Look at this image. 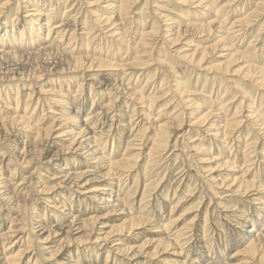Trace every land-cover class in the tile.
<instances>
[{"label":"rangeland","instance_id":"rangeland-1","mask_svg":"<svg viewBox=\"0 0 264 264\" xmlns=\"http://www.w3.org/2000/svg\"><path fill=\"white\" fill-rule=\"evenodd\" d=\"M3 1L5 0H0V2ZM33 1L30 0L28 5L35 3ZM37 1L42 4V13L49 11L50 4L54 5L55 10L52 13L57 15V18H60L66 9H70L68 12L69 17H73L72 19L79 22L76 35L80 39L73 45L75 48H72L73 50L71 49V51L69 49L67 54L53 51L27 54L44 46L40 41H37L34 44L26 42L21 45L17 44L19 45L17 48L16 46L13 47V45L12 49L23 50V53L8 55L6 56L7 58L2 57L3 59L0 58V120L19 114L24 115L28 119V124L31 123L29 125L38 124L40 127L42 125L41 128H45L59 116L65 118L61 113L64 110H69V112L79 117L80 122L78 124L80 125L87 115H92L90 117H93L98 111H102L104 107L106 108L107 104L114 101L115 98H119L117 102L109 104L107 114H96L95 116L99 123L96 125V130L105 127L103 133L96 138V143H93V145L97 146H95L97 153L105 159L101 165L98 164L97 168L79 156V152L74 151V148L77 147V145L75 146L76 142L82 140V137L78 138L75 136L74 144H71L74 135L71 130H67V133L58 142L56 140L59 138H53V136L60 133V131L55 130L48 145L44 146L45 142L43 140L34 141L33 138H35L36 134L33 129V131H27L30 129L28 125H20L19 127L23 126L26 129L19 134L16 131L18 124L13 122H7L3 128H0L1 180L10 178L11 172L13 173L14 171L11 178V183L14 185L35 170L36 173L32 176V182L29 184L33 185L32 189H36L40 188V186L49 187L56 184V180L51 178L53 173L57 172L56 168L66 166L71 171L92 170L87 173L81 182V184L87 182L86 186L59 188V194L50 198L51 203H48L47 206L46 203L39 201V198L34 201L24 200L21 209L22 211L24 210L26 222L38 217L37 219H42L40 221L44 225L47 224V226L57 229L58 227L66 226L67 222L75 217V219H85L91 215L109 214L106 218L109 225L114 224L115 226L125 227L131 217L145 219L147 223H150L149 226L139 225V229L135 230V233H138L135 238L126 236V239L122 237V240H120L121 245L123 244L122 246L136 247L135 251L141 246L142 251L138 258L130 259L119 253L117 254L115 251L113 252L112 249L107 247L94 246L93 249V246L89 244L85 246L86 244L71 242L69 246L64 247V250L68 251L66 253L68 262H75L74 264L77 261L78 264H84V262H88L86 264H181L184 259L195 261L199 257L203 259L214 256L216 253V255H220L222 249L223 252L221 254H223V257L221 262L226 263L229 261L231 264H238L240 257H231V255L248 244L247 231L253 225L258 228L262 227L259 229L264 231V209L261 212L257 210L260 208V201H264L262 200L264 199V126H262L264 125V86L260 88L255 83V79L257 80L259 75L264 73V0H217L214 4L211 1L215 0H206L201 6H195L198 4L195 0L185 5L177 4L176 2L179 0H139L135 5L131 6L130 4V7L122 11L118 8H114V11L103 8L106 6L105 4L115 0L99 1L93 7H88V2L93 0ZM208 1H210L209 4H212L209 8H207L209 5ZM222 6H224V9L217 14L218 8ZM29 9L30 6H27L22 0H11L8 10L6 9L7 11H2L3 13L0 14L1 35L4 33L5 28L9 30L8 36L0 37V44L1 42L7 43V41H10V37L12 39L16 36H13V34L17 33V29H21L20 26L26 20L23 16L30 12ZM157 13L161 14V17L157 16ZM165 15L168 16L166 17ZM99 16L112 17L111 23L115 27L113 31L123 34V38L107 36L108 33L106 34L105 30L101 29L103 24ZM245 16H249L251 26L242 30L240 35L235 33L234 35H229V39L232 40L230 41L232 49L225 50L226 48L223 47V44L226 41L222 39L225 35V29L232 22ZM41 17V19L45 18V15L41 14ZM170 18L173 21L170 25L172 28L171 35L165 29ZM213 18H217V21L221 22L220 28L217 27L218 24L216 22H213L210 27H205V29L198 27L199 23L210 21ZM54 21H57V19ZM86 21L94 27L89 36L78 34ZM94 22H97V24L94 25ZM186 23H193V25L185 26ZM12 24L15 27L13 32H11ZM177 32H179L178 37L175 39ZM64 45L65 41L62 42L60 47ZM11 48L10 50H12ZM196 48L197 51H195ZM184 53L188 54L189 58L181 59L180 57ZM70 55L96 58L91 63L93 64L91 65L93 69L86 70V67L90 65L88 63L90 58L88 60L87 58H82L81 62L85 63L82 68L79 67L80 61L76 62L69 57ZM136 58L142 64H140L138 69L132 70L133 74L130 78L127 77L128 79L126 78L127 80L121 83L123 79L119 80L122 74L118 65L136 61ZM99 59L104 61L100 62ZM249 64L254 69L248 71ZM216 65H220V68L216 69ZM73 68L74 70H72ZM91 77L94 78L92 85L90 84L91 80H89ZM116 83L117 85L121 83L119 87L122 86V89H117L114 86ZM132 91L139 92L138 95L136 93V95H133L135 98H140V101L137 100L135 102L136 99L130 100L129 94H132ZM51 95L52 98L59 102H55V100L49 101L48 99ZM47 97L49 98L46 99ZM191 99L194 104H200L199 106H201L202 110H209L213 114H217L216 116L220 119H218V122L221 125L223 121H220L223 118L224 120L227 119V121L231 120L234 110L242 102V115H239L242 116V121L244 120L246 123L243 121L242 126L236 130L235 126H233L234 128L228 127L224 137L220 139H214L208 133L207 135L203 129L204 127L194 126L190 129L187 127L190 124L188 120H191L195 116L194 114H198L197 112L199 111L192 112L191 106H189L192 102H188ZM150 100L154 102L150 104ZM61 109L62 112H60ZM182 111L185 112L184 123L182 124L183 129L172 133L171 141L168 142V146L165 147L164 151L159 150L158 153L149 156L147 149L150 139L148 137L152 131V127H149L148 132H146L148 137L142 139L141 146L138 148L140 149V155L134 159L135 164L132 169H121V171L119 168L117 170L114 168L111 170L112 175L108 172V164L113 162L114 159L121 158L123 160L125 157H130L139 151L130 152L126 150V147L128 142H134L135 137L139 134L138 131L143 129V125L144 128L149 126L146 122L147 117L149 119L152 115V121L160 123L170 118L173 119ZM220 111L222 114H220ZM245 113H250L254 117L251 119L245 118ZM226 115L228 116L225 117ZM179 116L177 119H180ZM93 120L94 118L88 119L89 122L84 120L82 124L90 128V126L94 125ZM70 128L72 129L73 126ZM77 130L74 129L73 131L76 132ZM182 132L185 134L184 139L179 136ZM261 133L262 135H260ZM193 140L195 142H191ZM19 141L32 143L35 146L27 145V149L29 148L30 152L23 155L21 154L23 143ZM196 142L199 147L202 146L203 149L209 150L210 155L215 158L211 159L207 153L198 154L194 152L193 145ZM98 151H101V154ZM102 154L104 155L102 156ZM24 156H27V158L23 159ZM12 157L15 158L12 159ZM30 158L32 160H29V164H27L26 161ZM10 159L11 161L9 162ZM48 159L51 160L48 163L45 162ZM201 159L205 160V162H199L202 161ZM245 159H249V161L245 163ZM226 160L230 161L231 164H225L224 161ZM245 170L247 171L244 174V178L247 181L255 182L258 186L261 185L259 186L261 188L259 201L257 198L251 199L249 196H243L244 188L233 192L238 187L239 181L231 184L232 180L236 179V177L239 178ZM35 177H40V180L38 181ZM120 177L122 181H120ZM209 180L217 181V184L221 182L220 180H223L226 186L219 188L215 183L211 184ZM105 187L109 190H101ZM28 189L30 188H26V190ZM87 190H90V192H85ZM107 192H110L111 198L117 199L121 203L114 207H111V202L106 203L105 206L99 203L98 205L102 208L96 207L94 199L100 198L102 193V197L107 198ZM29 193L30 198L35 197V192H32L31 189ZM65 197L70 200H64ZM176 201L181 202L177 203ZM184 202L186 203L184 204ZM1 204H3V212L11 209V205L7 202L5 203L0 196V206ZM173 205L174 207H172ZM195 205L198 207V212L196 211V219H193L191 231L188 229V232H183L181 237L188 241H181V245L179 244V249L181 248L180 251L182 250L184 259L172 254L174 249H167L166 252H162V246L157 248L158 253L154 255L155 243L151 239H159L154 231L159 227H163V231H166L164 232L165 235L168 233L165 236L167 237L166 239H175L185 227V224L191 219L190 217H192L190 214V217L185 216L183 220L178 215L181 216L189 209H193L196 207ZM223 209H228L229 211L233 209L234 212L228 214V210L225 211ZM258 211L259 213H257ZM155 213H157V217ZM248 213L252 216L250 217ZM174 214H176L177 218ZM238 214L241 215L239 216ZM143 215L146 217L143 218ZM12 216H14L13 212ZM205 216L208 218V220L205 219L207 222L203 219ZM233 216L237 217L234 218ZM168 217L173 220V223L170 220L167 223ZM178 218L179 220H176ZM63 220L64 222H62ZM8 222L5 218L4 224L0 225L1 233L6 230ZM169 231H171V234ZM195 234H199V237H195ZM51 235H54V232ZM200 235L203 236L201 237ZM52 239L54 246L62 243L63 239L64 243L66 242L64 233ZM202 239L204 240L202 241ZM145 242L146 245H144ZM34 247L37 254L33 252V255L35 254L42 259L50 257L49 252L40 248L37 243L34 244ZM28 260V257L23 259L21 264H34L33 258V262ZM116 260L118 261L116 262ZM46 262L50 264L44 260L37 264H47ZM261 263L263 264V262L256 260L253 264Z\"/></svg>","mask_w":264,"mask_h":264},{"label":"bare ground","instance_id":"bare-ground-1","mask_svg":"<svg viewBox=\"0 0 264 264\" xmlns=\"http://www.w3.org/2000/svg\"><path fill=\"white\" fill-rule=\"evenodd\" d=\"M21 1V0H20ZM30 1V0H29ZM29 1H26V0H22L23 3H26L27 6H30V9L29 11L30 12H27L23 17H25L26 20H24L23 24L20 26L21 29H17L15 34L16 36H14L12 39L10 37V41H7V43L5 42H1V46H0V58L2 57H6L8 55H16L17 53H23L22 51L23 50H20V49H12L11 47H19V45L23 44L24 42L26 43H30V44H34V43H37V41H40L44 46H42V48L40 49H36V51L34 52H28L27 54H33V53H40V52H49V51H53L55 53H60V52H64V53H68L69 49L71 51L72 48H75L73 45H75L78 41H79V37L78 35H76L77 33V27L79 25V22L76 21L75 19H72L73 17H69L68 15V12L70 9H66L63 14L60 16V18H57V15L53 14L52 12L55 10L54 8V5L50 4L49 6V11L46 12V13H42L41 9H42V4H40L37 0H34L33 2L35 3H32L30 5L29 4ZM68 1V0H67ZM99 1H103V0H93V1H89L88 2V7H93L95 6V4H97ZM131 1V2H130ZM139 0H115L113 2H109L108 4H105L106 6H104L103 8H106V9H109V10H113L114 8H118L120 11L124 10L125 8H128L130 7L129 5L131 4L132 5H135ZM196 2H198L197 5L195 6H201L202 3H204L206 0H195ZM217 0L215 1H211L212 4H214ZM234 1V0H233ZM52 2V1H51ZM194 2V0H179L177 1L176 3L177 4H180V5H185V4H190ZM210 1H208V4H209ZM11 3V0H5L3 2H0V14H2L3 12L2 11H5L6 9L8 10V6L10 5ZM212 4H209L207 8H209ZM226 6V5H224ZM224 6L222 7H219L218 8V12L217 14L219 13V11L221 12L224 8ZM68 8V7H66ZM70 8V7H69ZM226 8V7H225ZM6 10V11H7ZM118 10V12L120 13V11ZM114 11V10H113ZM264 13V12H263ZM262 13V14H263ZM41 14H44L45 15V18L43 17V19H41ZM158 14V15H157ZM156 15L157 16H160L161 17V14L157 13ZM249 14V13H248ZM261 15V13H260ZM1 16V15H0ZM163 16V15H162ZM166 17L168 15H165ZM164 16V17H165ZM217 16V15H215ZM250 16V15H249ZM249 16H245L244 18H239L237 19L236 21L232 22L229 27L227 29H225V35L224 37L222 38L224 41H226V43L223 44V47H225L226 49L225 50H230V48L232 49V44L230 43V36L231 34L234 35V33L236 35H240L242 30H244L245 28L248 29L249 26H251V20L249 18ZM55 19H57V21H54ZM77 19V18H76ZM99 19H102V24L101 29H104L105 33L111 37V38H115L116 36H119L120 39L123 38V34H121L120 32H115L113 31L115 29V27L112 25V17H108V16H105V17H102V16H99ZM92 20V19H91ZM118 20H120V18H118ZM169 20V19H168ZM115 21V20H114ZM213 22H216L218 24L217 27L220 28V24L221 22L217 21V18H213L212 20L210 21H206L204 23H199L198 24V27H201V28H204L205 27H210L211 24ZM93 23V22H92ZM173 23L172 21V18H170L169 22H167V25L165 26L166 28V31L170 34L171 31H172V28L170 27V25ZM97 22H94V25H96ZM216 24V25H217ZM14 24L11 25V32L14 31L15 27L13 26ZM189 25H193V23H186L185 26H189ZM108 26H111L108 28ZM94 27L91 25V23H89L88 21H86L84 23V26L81 28V31L78 33L80 35L82 34H86L87 36H89L91 33H92V29ZM183 28V27H181ZM185 28V27H184ZM194 28V27H193ZM197 28V27H196ZM25 29V30H24ZM45 29V30H44ZM89 30V31H88ZM8 28H5L4 29V33L1 35V32H0V37H4V35L8 36ZM177 31V30H176ZM28 32V34H26ZM115 32V33H114ZM178 33L177 32L175 35V39H177L178 37ZM185 34V33H184ZM145 35V34H144ZM143 35V36H144ZM171 35V34H170ZM183 35V34H182ZM142 36V37H143ZM244 36V35H243ZM242 36V37H243ZM17 37H19L17 39ZM160 37V36H159ZM171 37V36H169ZM233 37V36H232ZM237 37V36H236ZM255 37V36H253ZM29 38V39H28ZM91 38V37H90ZM238 38V37H237ZM119 39V41H120ZM172 39V38H171ZM236 40V39H235ZM2 41V40H1ZM4 41V40H3ZM65 41V45L63 47H60L62 42ZM222 41V40H221ZM239 41V40H238ZM103 42V41H102ZM234 42V41H233ZM25 43V45H26ZM19 44V45H17ZM89 46V45H88ZM101 46V44H100ZM29 47V46H28ZM32 47V46H31ZM10 48L12 50H10ZM73 50V49H72ZM195 51H197V48L195 49ZM181 54V53H180ZM194 54V53H193ZM143 55V54H142ZM234 55V54H233ZM147 56V55H146ZM193 56V55H192ZM191 56V57H192ZM12 57V56H11ZM67 57V56H66ZM71 59L75 60L76 62L80 61V66L79 67H82L84 66L83 62H81L82 58H90L88 61V64L89 66L86 67V70H90L92 67L91 64L93 62L94 59L96 58H92V57H84V56H69ZM140 57H143V56H140ZM7 58V57H6ZM5 58V59H6ZM139 58V56H138ZM138 58H136L137 60L136 61H133V62H130V63H126L124 65L120 64L118 65L119 69L121 70V78L119 79L121 81V83H123V81L127 80L128 78H130L133 74V71L134 69H138L140 64H142L140 61H138ZM181 59L185 60L187 58H189V55L184 53L182 54V56L180 57ZM3 59V58H2ZM100 60V59H99ZM84 61V60H83ZM104 60H100V62H102ZM99 62V63H100ZM145 64V63H144ZM78 65V64H77ZM73 67V66H71ZM99 67V65H98ZM69 68V67H68ZM75 68H77L75 66ZM83 68V67H82ZM216 69H219L220 68V65H216L215 66ZM80 69V68H79ZM78 69V70H79ZM93 69V68H92ZM251 69H254L253 66H251L250 64L248 65V71H250ZM70 70V69H69ZM74 70V68L72 69ZM262 71V70H260ZM62 72V71H61ZM254 72V71H253ZM263 72V71H262ZM219 73V72H218ZM211 74V73H210ZM256 74V73H255ZM128 77V78H127ZM256 77V75H255ZM127 78V79H126ZM251 78V77H250ZM94 78L91 77L89 78L90 81V84L92 85L93 84V80ZM132 79V78H131ZM245 80V79H244ZM62 81V80H61ZM115 82H117L116 79H114ZM129 81V80H128ZM131 82V81H130ZM120 83V84H121ZM155 83V81H154ZM255 83L257 84V86H259L260 88H262L264 86V73L262 75H259V77L257 78V80L255 79ZM119 84V85H120ZM114 85V84H113ZM119 85H114L116 86L117 89L121 88L122 89V86L119 87ZM181 86V85H180ZM79 87V86H78ZM181 88V87H180ZM134 90V89H132ZM136 90V89H135ZM43 91V90H42ZM46 91V90H45ZM50 91V90H49ZM94 91V90H93ZM47 92V91H46ZM124 92V91H123ZM174 92V91H173ZM180 92V91H179ZM182 92V91H181ZM184 92V91H183ZM45 93V92H44ZM136 92L135 91H132V94H129L130 96V100L131 99H136L135 102L137 100L140 101V98H135V96L133 94H135ZM139 93V92H138ZM138 93H136L138 95ZM172 93V92H171ZM49 94V93H48ZM52 94V93H50ZM91 94V93H90ZM125 94V93H124ZM135 94V95H136ZM153 94V93H152ZM219 95V94H218ZM217 95V96H218ZM40 96H41V93H40ZM39 96V97H40ZM56 96V95H55ZM118 96V95H116ZM183 96V94H182ZM144 97V96H143ZM173 97V96H172ZM41 98V97H40ZM49 97H47L46 99H48ZM118 98H115L114 101H111L109 104H111L112 102H117L118 101ZM121 98V97H120ZM202 98V97H201ZM144 99V98H143ZM193 99V98H192ZM189 100L188 102H192L189 106H191V110L192 112L194 111H198L197 113L198 114H194L195 116L191 119V120H188V122L190 123L189 125H187L188 128H193L194 126H198V127H204V131L205 133L209 134L212 138L214 139H220L222 137H224L225 135V131L228 127H233L235 126V130L236 129H239L240 126H242V114H241V108H242V102L240 104V106H238L234 112H233V116L230 118L231 120L230 121H227V119L224 120H221L220 122L223 121L222 125L219 124L218 122V119L219 117L216 116L215 114H213L211 111H204L201 109V106L199 105H196L193 103V101ZM49 101H52V100H55L54 98H52V95L51 97L48 99ZM93 100V99H92ZM127 100V99H126ZM232 100V99H231ZM110 101V100H109ZM181 101V100H180ZM55 102H59L58 100H55ZM122 102V101H121ZM149 102V101H148ZM154 101L153 100H150V104H152ZM196 102V101H195ZM216 102V101H215ZM223 102V101H222ZM230 102V101H229ZM255 102V101H254ZM119 103V102H118ZM143 103V102H142ZM58 104V103H57ZM66 104V103H65ZM70 104V103H68ZM109 104H107L106 108L104 107V109L102 111H98L96 114H99V115H104V114H107V110H109ZM126 104V103H125ZM145 104V103H144ZM148 104V103H147ZM78 105V104H77ZM122 105V103H121ZM127 105V104H126ZM131 105V104H130ZM137 105V104H136ZM219 105V104H218ZM221 105V103H220ZM64 106V105H63ZM67 106V105H66ZM147 106V105H145ZM227 106V104H226ZM225 106V107H226ZM136 107V106H135ZM111 108V107H110ZM222 108V107H221ZM257 108V107H256ZM79 109V108H78ZM136 109V108H135ZM225 109V108H224ZM227 109V107H226ZM137 110V109H136ZM148 110V109H147ZM184 110V109H183ZM190 110V109H189ZM201 110V111H200ZM230 110V109H229ZM50 111V110H49ZM97 111V110H96ZM113 111V110H112ZM135 111V110H134ZM142 111V110H141ZM145 111V110H144ZM186 111H187V108H186ZM255 111V110H253ZM16 112V111H15ZM60 112H62V109L60 110ZM140 112V111H139ZM147 112V111H146ZM189 112V111H188ZM221 112V111H220ZM229 112V111H228ZM249 112V111H248ZM257 112V110H256ZM90 113V111H89ZM88 113V114H89ZM113 113V112H112ZM137 113V112H136ZM148 113V112H147ZM218 113V112H217ZM252 113V112H251ZM255 113V112H254ZM59 114V112H58ZM95 115H93V117H90L92 115H87L86 118L84 120H87L88 119H91V118H94V120L92 121L94 123V125L90 128L84 126V124H82V120L80 125L78 124L80 122V119L77 115L75 114H72L71 112H69V110H64L63 113H61L62 116H64L65 118L63 117H60L57 118L52 124L48 125V126H45V128H41V127L38 125V124H33L32 126L29 125L31 123L28 124V119L24 116V115H19V114H14L13 116H9V117H5L3 118L2 120H0V128H3L7 122H13V123H16L18 124L17 127H16V131L18 132V134L20 132L25 131V127H23L24 125H28L30 126V129L27 130V131H33L34 130V133L36 134L34 141H38V140H43V142H45L43 145L46 146L48 145L49 143V140L51 138V135L53 134V132L55 130H59L60 133L56 134L55 136H53V138H59L56 140V142L60 141V139L63 138V136L67 133V130H71V133L73 132V138H72V141H71V144H74L73 142L75 141L74 137L77 136L78 138L79 137H82V140H79L76 142L75 146L77 145V147L74 148V151H77L79 152V156L83 157L84 159H86L87 162L91 163L92 165L95 166V168H97L98 164H102L105 160L103 157H101L98 153H97V149H96V145H93V143H96L95 140L97 137H99L102 133H103V130L105 127L103 128H99L98 130H96V125H98V119L95 118ZM124 114V113H123ZM132 114V113H131ZM135 114V113H134ZM146 114V113H145ZM192 114V113H191ZM222 114V112L220 113ZM224 114V113H223ZM227 114V113H226ZM241 114V115H239ZM246 114V113H245ZM138 115V113H137ZM142 115V114H141ZM140 115V116H141ZM144 115V114H143ZM149 115V114H148ZM180 115V116H179ZM187 115V114H186ZM244 115V114H243ZM54 116V115H53ZM178 116L180 117V119H177ZM185 116V112L182 111V112H179L173 119H168L167 121H164V122H160V123H157L155 121H152V115H151V118L146 119V123L147 126L146 128H144V125H143V129H141L139 132V134L135 137L134 139V142L131 141V142H128L127 143V147H126V150L127 151H134V150H139L138 152H135L132 156H129L130 157H125V159L119 161V159H114L116 161L113 160V162L109 163L108 164V172L111 174V170L116 168V170L119 168L120 170L121 169H129L134 166L135 162H134V159L136 157H139L140 155V146H141V141L144 137H148L146 135V132H148V128L149 127H152V131L149 135V139H150V144L148 149H147V152L149 154V156H153L155 153H158L159 150L161 151H164L165 150V147L168 146V142L171 141V137H172V133H174L176 130H182L183 127H182V124L184 123V117ZM228 115H226L225 117H227ZM142 117V116H141ZM144 117V116H143ZM170 117V116H169ZM254 116H252V114L250 115L249 114H246L245 118H253ZM54 118V117H53ZM56 118V117H55ZM129 118H131L129 116ZM134 118V117H133ZM167 118V117H165ZM222 118V117H221ZM52 119V118H51ZM103 119V117H102ZM112 119V118H111ZM137 119V118H136ZM229 119V118H228ZM129 120V119H128ZM160 120V119H159ZM162 120V119H161ZM166 120V119H164ZM220 120V119H219ZM255 120V119H254ZM52 121V120H51ZM125 121H126V116H125ZM124 121V122H125ZM158 121V120H157ZM89 122V121H88ZM87 122V123H88ZM135 122V121H134ZM140 123V121H138ZM143 122V121H142ZM145 122V121H144ZM245 122V121H244ZM243 122V123H244ZM86 123V124H87ZM98 123V124H97ZM127 123V122H126ZM246 123V122H245ZM142 124V123H141ZM15 125V124H14ZM20 125H23L22 127H19ZM92 125V124H91ZM246 125V124H245ZM44 126V125H43ZM73 126V128L71 129L70 127ZM135 126V125H134ZM247 126V125H246ZM259 126V125H258ZM264 126V125H262ZM124 127V126H123ZM133 127V126H132ZM141 127V126H140ZM186 127V128H187ZM261 127V126H260ZM234 128V127H233ZM33 129V130H32ZM74 129H78L76 132H74L73 130ZM195 130V129H194ZM199 130V129H198ZM253 130V129H252ZM137 131V129H136ZM190 131V130H189ZM120 132V131H119ZM24 133V132H23ZM117 133V132H116ZM115 133V134H116ZM134 133V132H133ZM27 134V133H26ZM109 134V133H108ZM114 134V135H115ZM207 134V135H208ZM104 135V134H103ZM119 135V134H118ZM184 132H182V134L179 136L184 139L185 136H184ZM262 135V133L260 134ZM264 135V134H263ZM23 136V134H22ZM27 136V135H26ZM107 136V135H106ZM122 137V135H120ZM131 136V135H130ZM133 136V135H132ZM106 138V137H105ZM117 138V137H116ZM177 138V137H176ZM109 139V138H108ZM119 139V138H118ZM129 139V138H127ZM178 139V138H177ZM99 140V139H98ZM104 140V139H103ZM102 140V142H103ZM28 141V140H27ZM107 141V140H106ZM117 141V139H116ZM128 141V140H126ZM140 141V142H139ZM147 141V140H146ZM21 142V141H19ZM101 142V141H100ZM120 142V140H119ZM191 142H195L194 140L191 141ZM217 142V141H216ZM23 143L22 144V152L21 154L24 155V153H29L30 150L29 148L27 149V145H32V146H35L34 144L32 143H27L25 141L21 142ZM104 143V142H103ZM149 143V142H148ZM40 145H42L41 143H39ZM102 144V143H100ZM198 143H194L193 147H194V152L196 153H207L208 155H210L209 153V150L207 149H203L202 146L199 147V145H197ZM216 144V143H215ZM15 145V144H14ZM98 145V144H97ZM143 145V143H142ZM96 146V147H95ZM110 146V145H109ZM147 146V145H146ZM102 147V146H101ZM100 147V148H101ZM105 147V146H104ZM232 147V146H231ZM41 148V147H40ZM229 149V148H228ZM107 150V149H105ZM230 150V149H229ZM103 151V150H102ZM100 152L101 154V151H98ZM117 153V152H115ZM128 153V152H127ZM233 153V152H232ZM231 153V155H232ZM114 154V152H113ZM193 154V153H192ZM238 154H239V151H238ZM248 154V153H247ZM104 154H102L103 156ZM116 155V154H115ZM236 155V154H235ZM263 155V153H262ZM261 155V156H262ZM237 156V155H236ZM25 157L27 158V156H24L23 159H25ZM114 157V155H113ZM211 159H214L215 157H212V155L209 156ZM15 158V157H14ZM12 157V159H14ZM36 159V157H35ZM107 159V158H106ZM204 159V158H203ZM208 159V158H207ZM29 160H32L31 158L30 159H27V164H29ZM38 160V159H36ZM51 159H48L47 161L45 160V162H49ZM202 160V159H201ZM235 160V159H234ZM11 161V159L9 160V162ZM112 161V160H110ZM138 161V160H136ZM249 159H245V163L248 162ZM31 162V161H30ZM197 162V161H196ZM199 162H205V160H202V161H199ZM225 164H231L230 161H224ZM3 165V164H2ZM88 166V165H87ZM86 166V167H87ZM245 166V165H244ZM89 167V166H88ZM94 168V170H95ZM14 170V169H13ZM57 172L56 173H53V175L51 176L52 179L56 180V184L55 185H52V186H49V187H46V186H40V188H36V189H32V186L31 183L32 182V176L35 175V170L31 172V174L23 177V179H21L18 183L14 184L11 183L12 180L11 178L13 177V173L11 172V175L9 176L10 178L8 179H3L1 180L0 179V196L2 199H4V202L8 203L11 205V209H7L6 211H2L3 210V204H1L0 206V225L2 226L4 224V219L6 218L8 222V226L6 228L5 231H3L1 233L0 231V264H21L22 260L27 258L29 260L32 261V258H33V261H34V264H37L38 262H40L41 260L43 261H48L50 264H74V263H69L67 258L66 257V253L68 252L67 250H64V247L66 246H69V244L71 242H74V243H80V244H86L85 246H87L88 244L93 246V249H94V246L96 247H107V248H110L113 250V252H117V254H121L123 256H126L130 259H136L140 256V252L142 251L141 249V246H139L138 250L135 251L136 247H133V246H128V247H125L121 245V242L120 240H122V237H125L126 239V236L129 237V238H135V236H138L136 233H135V230L137 231V229H139V225H148L150 223H147V220L145 219H141V218H135V217H131L129 218L128 222L124 224L127 226H115L114 224H110L106 221V218L109 216V214H96V215H91L90 217H87L85 219H75V218H72L69 222H67L68 224L64 227H58L57 229L54 227H51V226H47L44 225L43 223H41L40 220L42 219H37V218H34V219H31L29 220L28 222L27 219H24V216H25V213H24V210L22 211L21 209V205L22 203H24V200L27 199V201L31 200V201H34L35 199L38 200L39 198V201H42L44 203H46V206L48 205V203H51L50 202V198L56 196V194L58 195L59 194V188H63V187H71L73 188L74 186H86L88 183L84 182L81 184V182L83 181V179L85 178V176L87 175L88 172L92 171V170H83V171H71L70 168H66V166H62V167H59V168H56L55 169ZM122 171V170H121ZM247 170H245L243 172V174L236 179H233L232 180V183L233 184L234 182L236 181H239V185L238 187L233 191H240V189L244 188V192H243V196H249L251 197V199L253 198H257V200L259 201L260 198H259V195L261 193V188H259V186L261 185H257V183L255 182H252V181H247L245 178H244V174L246 173ZM107 172V173H108ZM128 172V171H127ZM121 173V172H120ZM119 173V174H120ZM125 173V172H124ZM112 175V174H111ZM127 175V174H126ZM43 176H45L43 174ZM121 176V175H120ZM124 176V175H123ZM131 177V176H130ZM2 178V177H1ZM36 178V177H35ZM40 178V177H39ZM39 178H36L38 181L40 180ZM119 178V177H118ZM124 178V177H123ZM128 178V177H127ZM132 178V177H131ZM182 178V177H181ZM212 178H214V176H212ZM122 178L120 177V181ZM125 179V178H124ZM123 179V180H124ZM128 180V179H127ZM221 182H219L218 184L216 183L217 181H212V180H209V182L212 184V183H215L216 185L219 186V188H223V186H226V184H224V181L223 180H220ZM125 182V181H124ZM37 183V182H36ZM117 185V184H116ZM131 185V184H130ZM178 185V184H177ZM263 185V184H262ZM222 186V187H221ZM264 187V186H263ZM26 188H30L31 191L35 192V197L33 198H30L31 196L30 195V189L26 190ZM129 188V187H128ZM101 190H109L108 188H104V189H101ZM124 191V190H123ZM84 192V191H83ZM87 193L90 192V190H87L85 191ZM84 192V193H85ZM104 193V192H103ZM103 193L101 195L100 198H95L94 199V202L96 203V207H100L102 208L101 206H99L98 204L99 203H102L103 206L106 205V203L108 202H111L112 205L111 207H114V206H117L118 204H120L121 202L117 199H113L111 198V195H110V192H107V198H104L102 197L103 196ZM124 193V192H123ZM177 193V192H176ZM116 194V193H115ZM127 194V193H126ZM130 194V193H129ZM118 195V194H117ZM167 197V196H166ZM165 197V198H166ZM56 198V197H55ZM54 198V199H55ZM62 198V197H61ZM120 198V197H119ZM220 198V197H219ZM262 198V197H261ZM264 198V196H263ZM68 198H64V200H66ZM122 199V197H121ZM124 199V198H123ZM221 199V198H220ZM219 199V200H220ZM70 200V199H68ZM125 200V199H124ZM160 200V199H159ZM167 200V199H166ZM232 200V199H231ZM247 200V199H246ZM264 200V199H262ZM58 201V200H57ZM162 201V200H161ZM168 201V200H167ZM166 201V203H167ZM255 201V200H254ZM177 202V201H176ZM175 202V203H176ZM178 202H181V201H178ZM177 202V203H178ZM62 203V202H60ZM186 202H184L185 204ZM259 203V202H258ZM69 204V203H68ZM67 204V205H68ZM141 204V203H140ZM161 204V203H159ZM183 204V203H182ZM183 204V205H184ZM201 204V203H200ZM259 210L260 212L263 211L264 209V201L259 203ZM56 205V204H54ZM64 205H65V202H64ZM148 205V204H147ZM165 205V204H164ZM167 205V204H166ZM179 205V204H178ZM198 205V204H197ZM197 205H195L196 207H194L193 209H189V211L183 213L181 216L178 215L179 218L182 217H185V216H188L190 217V214L192 217H190L191 219L185 224V227L183 225H181L182 227H184L181 232L179 233V235H177V237L173 240H171L170 238L169 239H166L167 237H165V233L166 231H163V227H159L158 229H156L154 232L157 233L159 239H156V240H152L151 241L154 244L155 248L153 250L154 252V255H156L158 252H157V248L159 246H162L163 248V251L162 252H166L167 249H174L173 250V253L175 256H177L178 258H183V255H182V250L180 251L179 247H180V242L181 241H186L184 239H182V235H183V232L187 231L188 229L191 231V227H192V223H193V219L196 217V211H197ZM251 205V204H250ZM177 206V205H176ZM200 206V205H199ZM30 207V206H29ZM49 207V206H48ZM56 207V206H55ZM62 207V206H61ZM64 207V206H63ZM71 207V206H70ZM86 207V206H85ZM174 207V205L172 206ZM171 207V208H172ZM248 207V206H247ZM59 208V207H58ZM162 208V207H161ZM164 208V207H163ZM167 208V207H165ZM176 208V207H175ZM191 208V207H190ZM79 209V208H78ZM86 209V208H85ZM155 209V208H154ZM63 210V209H62ZM66 210V208H65ZM87 210V209H86ZM93 210V209H92ZM97 210V209H96ZM99 210V209H98ZM147 211H149L148 209H146ZM145 210V211H146ZM153 210V209H152ZM165 210V209H163ZM225 211H227L228 209H223ZM56 211V210H55ZM144 211V212H145ZM179 211V210H178ZM183 211V210H182ZM185 211V210H184ZM259 211L257 213H259ZM12 212H13V215L12 216ZM58 212V211H57ZM78 212V211H77ZM155 212V211H154ZM166 212V211H165ZM198 212V211H197ZM209 212V211H208ZM223 212V211H222ZM233 209L231 211L228 210V214L229 213H233ZM250 212V210H249ZM75 213V212H73ZM93 213V212H92ZM101 213V211H100ZM143 213V212H142ZM153 213V212H152ZM207 213V212H206ZM224 213V212H223ZM251 213V212H250ZM47 214V213H46ZM54 214V213H53ZM64 214V213H63ZM88 214V213H87ZM156 214V217H157V213ZM162 214V213H161ZM164 214V212H163ZM172 214V213H171ZM208 214V213H207ZM206 214V215H207ZM237 214V213H236ZM245 214V213H244ZM249 214V213H248ZM59 215V214H58ZM62 215V214H61ZM77 215V213H76ZM170 215V214H169ZM231 215V214H230ZM234 215V214H233ZM239 215V214H238ZM241 215V214H240ZM239 215V216H240ZM250 217L252 216L251 214H249ZM248 215V216H249ZM50 216V215H49ZM60 216V215H59ZM159 216V215H158ZM173 216V215H172ZM174 216H176V214H174ZM198 216V215H197ZM208 216V215H207ZM224 216V215H223ZM261 216V215H259ZM55 217V216H54ZM60 217H63V216H60ZM79 217V216H77ZM138 217V216H137ZM146 217V216H145ZM144 215H143V218H145ZM160 217V216H159ZM171 217V216H170ZM206 217V216H205ZM203 218L204 220L208 218ZM234 217V216H233ZM237 217V216H235ZM234 217V218H235ZM246 217V216H245ZM263 217V216H262ZM45 218V217H44ZM172 218V217H171ZM177 218V216H176ZM176 219V220H179ZM148 219V218H146ZM196 219V218H195ZM198 219V218H197ZM210 219V218H209ZM255 219V218H254ZM259 219V218H258ZM262 219V218H261ZM49 220V219H48ZM169 217H168V221L167 223H169ZM175 220V222H176ZM184 220V219H183ZM207 220H205V222H207ZM252 220V219H251ZM20 221H23V222H20ZM172 221L173 223V220H170V222ZM240 221V220H239ZM254 221V220H253ZM257 221V220H256ZM43 222H45L43 220ZM48 222V221H47ZM64 222V220L62 221ZM158 222V221H157ZM197 222V220H196ZM204 222V223H205ZM213 222V221H212ZM258 222V221H257ZM50 223V222H49ZM244 223V222H243ZM252 223V222H251ZM56 224V223H55ZM182 224V223H181ZM248 224V223H247ZM6 225V224H5ZM64 225V224H63ZM163 225V224H162ZM166 225V224H164ZM172 225V224H171ZM241 225V224H240ZM253 225V224H252ZM0 226V228H1ZM154 226V224H153ZM175 226V225H174ZM173 226V227H174ZM205 226V225H204ZM263 226V225H262ZM156 227V228H157ZM168 227V226H166ZM165 227V228H166ZM171 227V226H170ZM169 227V228H170ZM177 227V226H176ZM179 227V226H178ZM205 228V227H204ZM203 228V229H204ZM237 228V227H235ZM259 228H262V227H259ZM256 225H253V227H251L248 231H247V234H248V238H249V241H248V244L241 250H236L235 252L232 253L231 257H240L239 258V263L238 264H253L256 260H259L261 262H263L264 264V231L262 229V231L259 229ZM181 229V228H180ZM247 229V228H246ZM4 230V229H3ZM168 230H171V229H168ZM178 230V229H177ZM176 230V232H177ZM127 231V232H126ZM54 232V235H51V233ZM171 231H169L170 233ZM174 232V231H173ZM188 232V231H187ZM193 232V231H192ZM198 232H200L198 230ZM246 232V231H245ZM62 233L65 234V243H64V239L62 240V243H60L59 245L57 246H54L53 245V239L55 236L57 235H62ZM171 234V233H170ZM175 234V233H174ZM173 234V235H174ZM188 234V233H186ZM190 234V233H189ZM200 234V233H199ZM199 234H195L196 236L195 237H199ZM225 234V233H224ZM156 235V236H157ZM232 235V233H231ZM235 235V234H234ZM201 236V235H200ZM203 236V235H202ZM201 236V237H202ZM220 236V235H219ZM223 236V235H222ZM237 236V235H236ZM190 237V236H188ZM197 237V238H198ZM200 237V238H201ZM172 238V236H171ZM212 238V237H211ZM235 238V237H234ZM190 239V238H188ZM195 239V238H194ZM226 239V238H225ZM241 239V238H239ZM200 240V239H199ZM204 239H202L203 241ZM224 240V239H223ZM228 240V239H227ZM226 240V241H227ZM236 240V238H235ZM242 240H244L242 238ZM150 241V242H151ZM188 241V240H187ZM186 241V242H187ZM194 241V240H193ZM210 241V239H209ZM214 241V239H213ZM234 241V240H233ZM238 241V240H237ZM205 242V241H204ZM203 242V243H204ZM228 242V241H227ZM37 243L38 246H40V248H43L44 250H47L50 254V257L49 258H46V259H42L38 256H36L35 254L33 255V252L36 253V248L34 247V244ZM124 243V242H123ZM149 243V242H148ZM147 243V244H148ZM195 243V242H194ZM212 243V242H211ZM238 243V242H236ZM8 244V245H6ZM130 244V243H129ZM143 244V243H142ZM180 244V245H179ZM197 244V243H195ZM218 244H219V241H218ZM224 244V243H223ZM144 245H146V242L144 243ZM205 245V244H204ZM203 245V246H204ZM236 245V244H235ZM201 246V245H199ZM210 246V245H208ZM219 246V245H218ZM226 246V245H225ZM197 247V246H196ZM220 247V246H219ZM229 247V246H228ZM184 248V247H182ZM186 248V247H185ZM191 248V247H190ZM204 248V247H202ZM210 248V247H208ZM218 248V247H217ZM187 249V248H186ZM193 249V248H192ZM195 249V248H194ZM207 250V248H205ZM220 249V248H219ZM225 249V247H224ZM16 250V251H15ZM88 250V249H87ZM108 250V249H107ZM196 250V249H195ZM216 250V249H215ZM93 251V250H92ZM189 251V250H188ZM207 251H210L209 249ZM221 251V250H220ZM91 252V251H90ZM97 252V251H96ZM194 252V251H193ZM192 252V253H193ZM222 252H223V249H222ZM221 252V253H222ZM108 253V252H107ZM110 253V252H109ZM195 253V252H194ZM205 253V252H204ZM220 253V252H219ZM220 255H214V256H209V257H205L203 259H201L200 257L197 258V260H186L184 259V261L181 263V264H231L229 261L228 262H221L222 260V257H223V254ZM37 254V253H36ZM90 254V253H89ZM212 254H214L212 252ZM30 255V256H28ZM192 255V254H190ZM197 255V254H196ZM189 256V255H188ZM203 256V255H202ZM205 256V255H204ZM208 256V255H207ZM112 257V256H111ZM110 257V258H111ZM196 257V256H195ZM228 257V256H227ZM75 258V257H74ZM109 258V259H110ZM187 258V257H186ZM72 259V258H71ZM88 259V257H87ZM117 259V258H115ZM120 259V258H119ZM190 259V258H189ZM230 259V258H229ZM241 259V260H240ZM28 260V261H29ZM86 260V259H85ZM32 261V262H33ZM69 261H72V260H69ZM75 261V260H74ZM118 260H116L117 262ZM131 261V260H130ZM135 261V260H134ZM181 261V260H180ZM235 261V260H234ZM122 262V261H120ZM29 263V262H28ZM47 263V262H46ZM80 263V262H79ZM88 263V262H86ZM84 262V264H86ZM92 263V262H91ZM105 263V261H104ZM113 263V262H112ZM48 264V263H47ZM78 264V261L77 263ZM107 264V263H106ZM115 264V263H114ZM128 264V263H126ZM262 264V263H261Z\"/></svg>","mask_w":264,"mask_h":264}]
</instances>
